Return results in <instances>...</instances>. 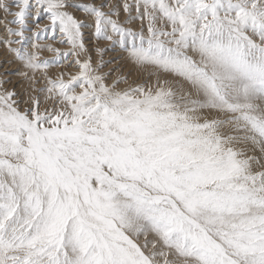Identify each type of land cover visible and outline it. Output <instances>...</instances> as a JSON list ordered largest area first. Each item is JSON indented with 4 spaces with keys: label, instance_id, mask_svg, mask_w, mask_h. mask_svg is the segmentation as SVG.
I'll list each match as a JSON object with an SVG mask.
<instances>
[{
    "label": "snow or ice",
    "instance_id": "6c2138e0",
    "mask_svg": "<svg viewBox=\"0 0 264 264\" xmlns=\"http://www.w3.org/2000/svg\"><path fill=\"white\" fill-rule=\"evenodd\" d=\"M0 48V264H264V0H0Z\"/></svg>",
    "mask_w": 264,
    "mask_h": 264
},
{
    "label": "rangeland",
    "instance_id": "374dc122",
    "mask_svg": "<svg viewBox=\"0 0 264 264\" xmlns=\"http://www.w3.org/2000/svg\"><path fill=\"white\" fill-rule=\"evenodd\" d=\"M70 2L74 3V4H86V3H93L94 0H70ZM113 2L115 3L116 0H113ZM69 11L73 12V14L78 19H80L81 21H86L89 24L92 23V21L88 20V18L86 17V15L83 12H81L79 10H74V9H69ZM125 19H126V17L122 15L120 17L121 23H123V21ZM45 23H46V21H45ZM131 27H133V29L137 30V31L140 29V25L138 23L132 25ZM84 39H85L86 45L89 49H94L97 46L102 47V48H109L110 47V45L107 42L96 41L94 39L93 30L91 28L85 30ZM53 46L61 48V51H68L69 50L67 47H63L60 44H55ZM3 54H4V50H3V48H0V58L3 57ZM45 54L43 55V58H45V59H51L52 58V55H53L52 53L46 52ZM93 58H94V60L98 59V57H95V55H93ZM104 59L106 61H113V63L108 68H105V72L112 71L113 69H119L120 71L115 73V75H117V76L118 75L129 76L131 74L130 79L136 80V79L140 78L139 73H137L136 70L130 64H128L126 56H124L122 58V54L109 51L108 54L104 57ZM51 71H54V72L71 71L72 73H75L76 68L75 67L68 68L67 66H65V68L52 69Z\"/></svg>",
    "mask_w": 264,
    "mask_h": 264
},
{
    "label": "bare ground",
    "instance_id": "6f19581e",
    "mask_svg": "<svg viewBox=\"0 0 264 264\" xmlns=\"http://www.w3.org/2000/svg\"><path fill=\"white\" fill-rule=\"evenodd\" d=\"M44 54H45V53H44ZM44 54H43V55H44ZM45 55H46V54H45ZM50 55H51V54H50ZM49 57H50V56H49Z\"/></svg>",
    "mask_w": 264,
    "mask_h": 264
}]
</instances>
